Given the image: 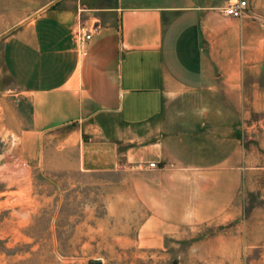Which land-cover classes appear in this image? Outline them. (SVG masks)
Listing matches in <instances>:
<instances>
[{"label":"crops","instance_id":"0c3cea01","mask_svg":"<svg viewBox=\"0 0 264 264\" xmlns=\"http://www.w3.org/2000/svg\"><path fill=\"white\" fill-rule=\"evenodd\" d=\"M222 7L202 0L44 4L4 39L2 51L29 153L39 165L54 157L60 168L85 173L146 161L169 167L181 153L183 192L174 193L168 176L154 232L238 216L242 178L260 169L264 183V118L254 109L264 107V65L238 64L249 24L216 12ZM80 23L93 32L84 53L74 35ZM255 73L263 74L261 103ZM177 105L184 107L181 131L165 116ZM196 137L212 139L198 145L197 158ZM254 139H261L257 156Z\"/></svg>","mask_w":264,"mask_h":264},{"label":"rangeland","instance_id":"374dc122","mask_svg":"<svg viewBox=\"0 0 264 264\" xmlns=\"http://www.w3.org/2000/svg\"><path fill=\"white\" fill-rule=\"evenodd\" d=\"M49 1L0 0V264H264L260 169L242 178L238 216L191 219L161 227L166 231L158 233L154 230L161 220L154 206L165 204L159 194L167 192L168 176L174 175V193L183 192L181 153L171 161L173 167L150 169L148 163L154 161H146L108 173L60 168L54 157L39 165L29 153L17 131L14 83L4 67L3 42ZM202 1L215 7L232 2ZM247 1L252 15L244 19L249 36L241 39L238 64L257 67L264 65V0ZM253 77L261 103L263 74ZM254 109L256 119H263V105ZM183 114V105L165 110L178 131ZM207 140L212 139L192 138L196 158L198 145ZM254 142L257 156L261 139Z\"/></svg>","mask_w":264,"mask_h":264},{"label":"built area","instance_id":"2783aa9c","mask_svg":"<svg viewBox=\"0 0 264 264\" xmlns=\"http://www.w3.org/2000/svg\"><path fill=\"white\" fill-rule=\"evenodd\" d=\"M220 11L224 16L235 19H245L252 15V13L250 12V4L247 0H233L232 2L223 6ZM74 35L80 51L84 53L87 42L93 37V32L88 30L83 24L80 23L75 28ZM262 44L264 46V39L262 40ZM168 166L173 167V164H170ZM148 167L150 169L161 168L159 163L157 162L148 163ZM162 167L166 166L164 165Z\"/></svg>","mask_w":264,"mask_h":264},{"label":"water","instance_id":"95a60500","mask_svg":"<svg viewBox=\"0 0 264 264\" xmlns=\"http://www.w3.org/2000/svg\"><path fill=\"white\" fill-rule=\"evenodd\" d=\"M92 264H102L100 261L92 262Z\"/></svg>","mask_w":264,"mask_h":264}]
</instances>
